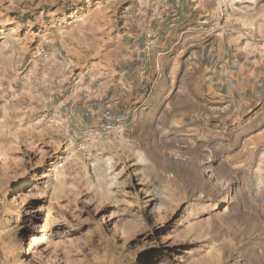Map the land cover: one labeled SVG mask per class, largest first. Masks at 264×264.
Instances as JSON below:
<instances>
[{
    "label": "rangeland",
    "instance_id": "obj_1",
    "mask_svg": "<svg viewBox=\"0 0 264 264\" xmlns=\"http://www.w3.org/2000/svg\"><path fill=\"white\" fill-rule=\"evenodd\" d=\"M180 3L264 44V0H0V264H264V102L153 114L110 65Z\"/></svg>",
    "mask_w": 264,
    "mask_h": 264
},
{
    "label": "crops",
    "instance_id": "obj_2",
    "mask_svg": "<svg viewBox=\"0 0 264 264\" xmlns=\"http://www.w3.org/2000/svg\"><path fill=\"white\" fill-rule=\"evenodd\" d=\"M177 5L168 27L135 29L117 38V54L110 65L115 67L122 86L134 93L133 98L141 103L143 111L151 109V113L157 114L160 102L150 106L152 99H167L173 90H180L185 92L181 95L184 101L178 104V94H174L169 96L171 101L164 103V109L168 114H188L190 79L198 81L203 97L200 104L206 111L226 108L236 114L262 104L264 44L247 45L244 50L241 40L233 35L219 47L213 42L203 43L199 36L201 28L190 27L184 21L189 14L187 6ZM217 35L221 42L225 40V33ZM191 98L198 100L195 95ZM153 120L156 119L150 121Z\"/></svg>",
    "mask_w": 264,
    "mask_h": 264
},
{
    "label": "built area",
    "instance_id": "obj_3",
    "mask_svg": "<svg viewBox=\"0 0 264 264\" xmlns=\"http://www.w3.org/2000/svg\"><path fill=\"white\" fill-rule=\"evenodd\" d=\"M243 49H245V50H246V49H247V47L244 45V46H243Z\"/></svg>",
    "mask_w": 264,
    "mask_h": 264
}]
</instances>
